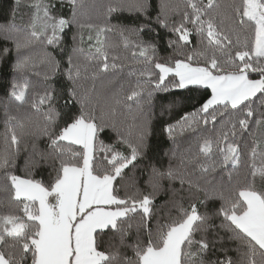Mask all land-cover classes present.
<instances>
[{
    "label": "snow or ice",
    "instance_id": "obj_1",
    "mask_svg": "<svg viewBox=\"0 0 264 264\" xmlns=\"http://www.w3.org/2000/svg\"><path fill=\"white\" fill-rule=\"evenodd\" d=\"M94 7L14 0L0 25L17 77L0 101V264H264V0H108L97 19ZM125 12L132 24L112 22ZM176 90L198 99L163 132L192 140L157 166L154 98ZM164 181L180 188L157 208Z\"/></svg>",
    "mask_w": 264,
    "mask_h": 264
},
{
    "label": "trees",
    "instance_id": "obj_2",
    "mask_svg": "<svg viewBox=\"0 0 264 264\" xmlns=\"http://www.w3.org/2000/svg\"><path fill=\"white\" fill-rule=\"evenodd\" d=\"M14 0H0V25H4L8 22V13L9 9L12 7ZM108 2V0H84V3L89 6H95L92 9L93 18L97 19L99 18L103 13V7ZM172 2H178V0H172ZM223 3H231V0H222ZM154 3H159V0H154ZM22 12L27 11V9L22 8ZM119 19L125 23L132 24L136 17L132 14H129L127 12L123 14H117V16H114L112 22L115 23L116 19ZM71 33L68 34V37H70ZM171 34L167 33L165 30H160V37L162 38L159 42V49H158V55L162 58H167L169 55H171V49L167 47V40ZM66 37V46H70L71 40L70 38ZM116 37H113V40H116ZM196 38L193 37V46H195ZM6 42L3 39H0V48L4 47ZM120 55H126V53L123 51V49L117 50ZM15 53L12 54V56H9L7 59L0 61V101H3L6 99V94L9 90V84L13 79H16V74L13 73L11 68V60L13 59ZM81 63H86V58L81 57ZM128 67L125 68L122 79H126L128 76ZM26 78H30L33 81V84H35L37 87H39V82L36 80L34 76H32L31 73L27 74ZM64 84V81L62 78H58V86ZM192 96V99H182ZM196 99H198V96L194 93H189L186 90H176L172 93L165 94V93H158L156 97L154 98L155 102V115L156 119L154 120V135L152 137L153 140V147H154V153H156L154 159L152 160V163H157V166L160 164H163V166L167 167L169 163L168 156L164 155V153L168 152L170 149H178L180 152H183L187 149L189 143L192 140V135L189 132L180 133L179 130L177 131V135L175 138V142H173L172 139H169L168 136L163 132V125L165 122L167 123H174L177 119L180 118V116L183 114L184 111H191L193 105L196 104ZM175 100L176 105L175 107L169 111L168 105L171 101ZM161 106H163V116L161 117ZM27 111V109L22 108L21 114H24V112ZM132 114H125L124 117H122L123 120H125L128 123H131L132 121ZM3 109L0 107V148L3 147ZM112 134L106 133L103 137V139L108 142L111 138ZM28 150L31 151L32 148V141L29 138L28 140ZM36 146L40 150H46L47 149V141L46 140H38L36 141ZM27 153L23 150L21 151L19 157H18V168L17 172L18 174H23L24 169V161ZM145 163H148V161H145ZM173 166L179 167V161L174 160ZM143 167V165H141ZM50 168L48 165H44L41 169H39L36 173V178L40 179L43 178L45 181L48 179ZM181 171L183 169L181 168ZM244 174V169H241L240 177L242 178ZM137 175H141L140 173H137ZM146 174L141 176L140 179V187H144V180L146 179ZM3 182V177L0 176V183ZM180 184L179 182L170 183L169 181H164V191H162L160 194H158L156 198V205L157 208H160L163 206L166 202L170 200L172 197V190L173 189H179ZM185 196V204H187V197L188 193H184ZM214 206L212 204H209L207 207V210L211 212L213 210ZM206 210L203 206L201 207V211ZM216 223L218 224L219 221L217 220ZM153 226L155 225V219L152 221ZM136 238V229L133 228L131 231L130 236L127 238V243L131 244ZM105 239L107 240L108 237L106 236ZM124 251L127 252L128 255H131L130 249H124Z\"/></svg>",
    "mask_w": 264,
    "mask_h": 264
}]
</instances>
